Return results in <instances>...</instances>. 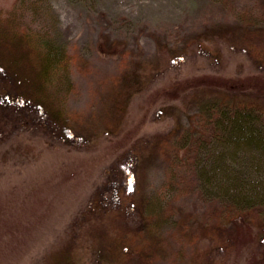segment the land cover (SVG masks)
Here are the masks:
<instances>
[{
  "label": "rangeland",
  "instance_id": "rangeland-1",
  "mask_svg": "<svg viewBox=\"0 0 264 264\" xmlns=\"http://www.w3.org/2000/svg\"><path fill=\"white\" fill-rule=\"evenodd\" d=\"M20 1L0 0V11ZM23 17L80 58L71 66L66 107L79 115L81 144L63 146L10 114L0 140V264H48L71 242L73 224L78 263L126 262L108 211L114 205L89 208L118 162L128 166L135 191L128 206V221L140 231L135 246L144 242L140 203L148 195L177 208L165 214L163 235L177 222L188 226L180 240L170 236L168 253L153 264H188L196 244L211 247L218 264H264L256 228L227 222L214 238L198 233L221 202L202 191L199 160L188 162L202 152L173 157L214 92L203 77L241 80L264 95V0H25ZM230 236L234 244L222 250L218 242Z\"/></svg>",
  "mask_w": 264,
  "mask_h": 264
},
{
  "label": "trees",
  "instance_id": "trees-1",
  "mask_svg": "<svg viewBox=\"0 0 264 264\" xmlns=\"http://www.w3.org/2000/svg\"><path fill=\"white\" fill-rule=\"evenodd\" d=\"M24 2L0 11V140L6 120L13 114L20 115L26 126L47 131L61 145L79 148L81 136L74 125L79 115L67 109L66 101L74 90L71 66L79 64L80 58L52 41L50 31L27 24ZM201 85L212 87L214 92L200 103L178 137L173 155L178 158L192 150L202 152L200 159L194 157L188 162L192 165L199 160L202 191H209L221 202L208 212L214 221L197 225V231L202 237L214 238L230 222L235 228H256L264 242V95L249 92L253 87L246 82L219 76H205ZM128 171L120 162L113 166L112 176L96 188L90 212L95 213L110 200L114 206L108 211L114 214L112 229L120 254L126 258L123 264H153L168 253L170 236L180 240L188 226L185 220L175 223L168 239L162 234V225L177 208L166 204L160 195H148L140 203L144 242L135 246L132 241L140 231L128 221V206L136 203L132 201L135 191L131 190L130 176L124 175ZM70 235L71 242L48 264H80L74 253L75 224ZM220 244L222 250L229 249L233 237L220 239ZM193 249L188 264H202L204 256L205 264H218L211 247L200 249L196 244Z\"/></svg>",
  "mask_w": 264,
  "mask_h": 264
}]
</instances>
